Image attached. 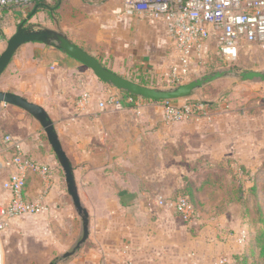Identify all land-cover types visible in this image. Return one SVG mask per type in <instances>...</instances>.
I'll return each instance as SVG.
<instances>
[{
    "label": "crops",
    "instance_id": "0c3cea01",
    "mask_svg": "<svg viewBox=\"0 0 264 264\" xmlns=\"http://www.w3.org/2000/svg\"><path fill=\"white\" fill-rule=\"evenodd\" d=\"M30 6L32 11L23 19H28L26 27L62 32L126 79L140 74L169 77L171 67L179 61L164 30L126 15L123 0H61L55 14L36 11L33 2ZM13 8L3 10L12 21L18 14L11 13ZM42 15L43 22L34 24ZM18 26L13 32L6 29L0 49L6 48ZM1 83L3 91L22 96L47 112L73 167L81 203L89 213L87 242L61 264H218L223 254L231 257L242 250L230 238L222 241L223 233L219 237L224 220L228 224L234 218L232 213L203 218L198 226L190 227L170 202L161 206L159 200L208 164L232 160L235 166L245 165L261 175L264 84L242 90L248 100L220 110L219 105L199 117L172 123L165 119L158 102L135 100L108 88L85 65L41 42L25 44L16 52ZM112 96L117 104L110 103ZM6 137L13 138L27 158L49 171L47 176L27 174L23 191L26 201L42 200L44 211L10 220L2 233L28 234L29 241L39 243L45 238L58 254L73 250L82 236V222L59 160L40 123L22 109L4 104H0V206L13 199L3 184L16 172L7 166L15 147ZM223 188L218 182L203 187L197 194L201 207L207 203L201 200L205 191Z\"/></svg>",
    "mask_w": 264,
    "mask_h": 264
},
{
    "label": "built area",
    "instance_id": "2783aa9c",
    "mask_svg": "<svg viewBox=\"0 0 264 264\" xmlns=\"http://www.w3.org/2000/svg\"><path fill=\"white\" fill-rule=\"evenodd\" d=\"M33 0H0V45L5 42L3 10L11 5H28ZM125 14L130 17L161 22L163 29L179 54V61L171 67L169 77L180 81L198 73L210 55L218 54L229 61L239 58L242 50L257 46L264 51V0H123ZM201 65V66H200ZM111 104L119 101L110 97ZM164 110L168 122H181L199 117L205 112L202 102L188 100L181 106L170 105ZM104 107V104L100 105ZM5 141L15 147L7 166L16 172L4 182L3 188L13 195L7 206H0V233L10 220L36 216L44 211L42 200L26 201L23 191L29 173L48 174V168L27 158L21 147L11 137ZM159 204H167L162 198ZM182 220L191 224L194 210L188 198L178 197L168 204ZM0 264L3 254L0 248ZM218 264H233L228 258Z\"/></svg>",
    "mask_w": 264,
    "mask_h": 264
},
{
    "label": "rangeland",
    "instance_id": "374dc122",
    "mask_svg": "<svg viewBox=\"0 0 264 264\" xmlns=\"http://www.w3.org/2000/svg\"><path fill=\"white\" fill-rule=\"evenodd\" d=\"M12 6L14 8L11 10V13L13 15H16V13L18 14L14 17L15 20L13 21L10 20L9 14L7 17L4 15L2 24L4 32L7 28H11L12 32L15 31L16 27L24 18L28 17L32 11V6H30V4L25 6ZM23 9H26V11H23ZM43 20L42 15L34 21V24H40ZM144 21L154 28H158L161 31L164 30L161 22H149L148 19ZM4 49L5 48L0 49V55ZM228 69L253 70L264 73V51L257 46L246 47L241 51L239 58L235 61L226 60L218 54L210 55L209 60L201 66L197 74L191 75L180 81H174L170 77H161L156 82L157 86H155V88H175L186 85L206 75ZM100 82L103 81L100 80ZM259 84L264 83L261 81L243 82L239 79L224 78L210 83L204 88L196 91L190 99L185 98L173 100L170 101L169 104L181 106L188 102V100H215L214 102H216V99L219 98L217 99V102L220 105V110L221 108L223 109L224 105L228 106L230 103L236 104L240 102L241 99L248 100V95H243L242 93L245 92L242 90H249V86ZM105 86L108 88H114L108 86L107 84H105ZM2 88L3 84L1 83L0 90L3 91ZM158 106H163L162 109L165 110L168 104L165 102H158ZM151 163L154 164L155 162L151 161ZM249 180L250 184H246L247 187H250L252 184H255L256 188L257 185H262L261 189L258 187L257 191H250L249 193L242 195L244 191H242L243 189L239 191L237 188V182H234L233 180H226L222 190L205 191L201 195V200H204L207 203H204L202 207L201 205L197 206L198 214L192 219L191 224L189 223L190 227L194 225L198 226V224L202 222L203 218H215L217 216L226 215L227 213H232L234 215V218L229 220L230 223L227 224V220H224V227L220 228L219 237L221 238V233H223L225 238H223L222 241L230 238L234 241L235 246H243V248L241 251H234L231 257L223 254L220 256L219 260L228 258L232 261V257L234 256L239 260L240 264H264V256L261 249L264 245V170L261 175L257 174L251 176ZM168 193L169 194H166V196L162 195L160 198L166 202L177 200L178 197H173L174 192ZM241 195V198H244L245 203L248 204L245 208L242 207L235 199L237 196L239 197ZM33 224H38V221ZM244 230L246 231L245 235H243ZM28 236L30 235L23 233L19 234V232L13 235H7L6 232L0 233V248L3 254V264H49L55 260H57V264L62 263L61 256L65 253L58 254L56 246L47 245L48 241L45 238H43V240L39 243L35 240L29 241Z\"/></svg>",
    "mask_w": 264,
    "mask_h": 264
},
{
    "label": "water",
    "instance_id": "95a60500",
    "mask_svg": "<svg viewBox=\"0 0 264 264\" xmlns=\"http://www.w3.org/2000/svg\"><path fill=\"white\" fill-rule=\"evenodd\" d=\"M33 14L34 13H32L29 18H31ZM27 21L28 19H25L19 24L17 32L8 40L5 50L0 55V78L7 67L10 65L16 52L23 45L32 42H41L64 51L69 57L75 59L76 61L89 68L101 81H103L108 86L134 95L140 99L151 100L159 103L189 98L196 91L204 88L206 85L224 78L239 79L243 82H264V73L262 72L253 70L228 69L218 71L214 74L206 75L186 85L170 89L140 85L109 70L97 58L91 56L81 47L77 46L62 32L40 27H26L25 25ZM0 104L11 105L22 109L40 123L45 131L48 142L51 145L63 169L68 193L72 199L74 208L82 222L81 239L76 243L73 250L66 252L61 256V260L65 261L74 256L75 253L81 248V246H83V244L87 242L90 233L89 213L81 203L71 162L62 148L53 122L50 120L47 112L43 107L38 104L29 102L22 96L1 90ZM49 264H57V260Z\"/></svg>",
    "mask_w": 264,
    "mask_h": 264
},
{
    "label": "trees",
    "instance_id": "16d2710c",
    "mask_svg": "<svg viewBox=\"0 0 264 264\" xmlns=\"http://www.w3.org/2000/svg\"><path fill=\"white\" fill-rule=\"evenodd\" d=\"M61 5V0H33V7L36 11L46 10L51 14H55L56 9H58ZM105 66V65H104ZM106 67V66H105ZM159 77L156 74H140L135 79H131V81L138 83L140 85L148 86V87H155L157 86V81ZM130 80V79H129ZM125 93V92H124ZM133 99H140L134 95L125 93ZM191 96L189 97V99ZM146 100V99H143ZM151 101V100H150ZM194 102H202L205 107V112H211L218 108V102H206V101H198L194 100ZM257 174L252 173L249 169L245 167V165H234L232 160H227L225 162H221L216 165L208 164L207 166H202L201 170L196 172L195 177L189 176L183 178L184 184L182 187L174 191L175 197H186L189 200L193 210H194V217L197 216L198 210L197 206L200 205L197 194L205 187L206 185H212L213 183H220L222 185L225 184L226 180H233L237 182L239 191L243 189L244 191L242 195L251 192L257 191L255 184H252L250 187H247L246 184H250L251 176ZM230 178V179H229ZM254 183V182H253ZM234 184V185H236ZM262 186V185H261ZM249 188V189H248ZM249 190V191H248ZM238 191V190H237ZM241 196H237L235 199L236 201L242 206L247 207L248 204L245 203V199L241 198ZM250 195V194H249ZM262 254L264 256V245L262 246ZM233 264H240L239 260L236 257H232Z\"/></svg>",
    "mask_w": 264,
    "mask_h": 264
}]
</instances>
